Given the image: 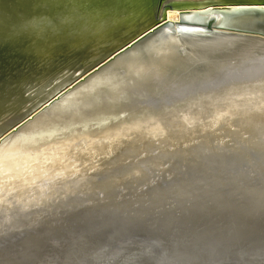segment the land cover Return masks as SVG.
Here are the masks:
<instances>
[{"label":"water","instance_id":"95a60500","mask_svg":"<svg viewBox=\"0 0 264 264\" xmlns=\"http://www.w3.org/2000/svg\"><path fill=\"white\" fill-rule=\"evenodd\" d=\"M263 162L264 0H0V252Z\"/></svg>","mask_w":264,"mask_h":264},{"label":"rangeland","instance_id":"374dc122","mask_svg":"<svg viewBox=\"0 0 264 264\" xmlns=\"http://www.w3.org/2000/svg\"><path fill=\"white\" fill-rule=\"evenodd\" d=\"M209 235L224 238L225 249L231 246L229 253L245 257L263 253L264 162L117 196L1 251L0 264H48L57 257L58 261L64 257L60 259L64 264L79 250L80 257H93L112 244L111 253L119 252L129 264H154L152 257L143 258L139 241L168 244L181 238L174 245L179 246ZM74 248L76 252L70 253ZM223 257L217 256V264H235L223 262Z\"/></svg>","mask_w":264,"mask_h":264},{"label":"bare ground","instance_id":"6f19581e","mask_svg":"<svg viewBox=\"0 0 264 264\" xmlns=\"http://www.w3.org/2000/svg\"><path fill=\"white\" fill-rule=\"evenodd\" d=\"M177 213L182 214L181 210H178ZM209 236H206V238L204 239H199V241L193 244H191L187 240L179 246H174V245H176L178 243V239H181V238L174 239V241L172 239L171 241H168V244L165 240H162V241L158 240V242L147 240L149 243L154 244L155 247L151 245L154 248L150 247L147 241H139L138 243H141L140 245L141 247L143 246V249H144L143 258L152 257L154 264H217V262H220V259L218 261H215L218 255L224 256L223 258H221V260H224L223 262L231 261V262H235V264H264V249H262L263 253L256 257H245L242 255L239 256L238 253L233 254V253L228 252V249L231 246L225 249L226 246L223 243H226V242L224 238L220 236H211V237ZM184 237H187V236H184ZM233 237L234 236H230L229 242L234 241ZM113 245L114 244L106 247L104 250L100 251L93 257L92 256L86 257L85 255L83 257H80L79 255H80L81 250H79V253L75 255L74 258H70L67 256L66 258L67 261L64 264H129L127 259L121 256L122 254L120 255L119 252L114 253V254L111 253V251L115 248ZM166 245H169V246H166ZM171 246H174V247H171ZM75 249L76 248L70 250L69 252L70 253L71 252L73 253L74 251L76 252ZM53 250L55 249H52V252ZM56 257L54 259H56ZM119 257H122L121 261L119 260ZM117 258L118 260H116ZM47 259L48 258L46 257V260ZM52 259L51 260L48 259L49 260L48 264H63V260L62 261L60 259L59 261L57 260L58 257L56 260H52ZM220 264H223V263H220Z\"/></svg>","mask_w":264,"mask_h":264}]
</instances>
